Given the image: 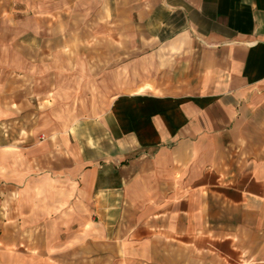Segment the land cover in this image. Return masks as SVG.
<instances>
[{
	"label": "crops",
	"instance_id": "1",
	"mask_svg": "<svg viewBox=\"0 0 264 264\" xmlns=\"http://www.w3.org/2000/svg\"><path fill=\"white\" fill-rule=\"evenodd\" d=\"M0 2V245L35 237L36 264H264V0ZM96 42L131 44L103 86L119 93L37 121L26 51Z\"/></svg>",
	"mask_w": 264,
	"mask_h": 264
},
{
	"label": "rangeland",
	"instance_id": "2",
	"mask_svg": "<svg viewBox=\"0 0 264 264\" xmlns=\"http://www.w3.org/2000/svg\"><path fill=\"white\" fill-rule=\"evenodd\" d=\"M1 13L0 22H6L10 15L5 10ZM26 52L29 72L25 84L31 91L37 121L44 117L54 120L62 113L82 116L103 109L119 93V86H103L116 82L120 71L128 77V66L133 60L130 43L48 45L32 47ZM24 242L20 239L10 249L0 245V264L21 260L36 264L35 237L27 240L29 245Z\"/></svg>",
	"mask_w": 264,
	"mask_h": 264
}]
</instances>
